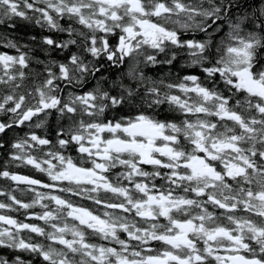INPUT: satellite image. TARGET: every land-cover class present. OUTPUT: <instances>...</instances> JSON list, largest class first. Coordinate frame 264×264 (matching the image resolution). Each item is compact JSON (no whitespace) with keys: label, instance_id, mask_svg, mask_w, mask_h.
Listing matches in <instances>:
<instances>
[{"label":"clouds","instance_id":"obj_1","mask_svg":"<svg viewBox=\"0 0 264 264\" xmlns=\"http://www.w3.org/2000/svg\"><path fill=\"white\" fill-rule=\"evenodd\" d=\"M180 261L264 264V0H0V264Z\"/></svg>","mask_w":264,"mask_h":264},{"label":"snow or ice","instance_id":"obj_2","mask_svg":"<svg viewBox=\"0 0 264 264\" xmlns=\"http://www.w3.org/2000/svg\"><path fill=\"white\" fill-rule=\"evenodd\" d=\"M197 259H199V258L197 257ZM180 264H186V262L185 261H180Z\"/></svg>","mask_w":264,"mask_h":264}]
</instances>
